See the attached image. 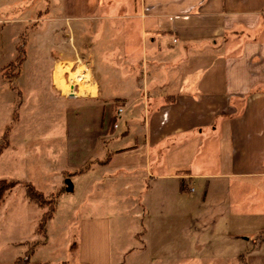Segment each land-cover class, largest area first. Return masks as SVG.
Instances as JSON below:
<instances>
[{"label":"crops","instance_id":"0c3cea01","mask_svg":"<svg viewBox=\"0 0 264 264\" xmlns=\"http://www.w3.org/2000/svg\"><path fill=\"white\" fill-rule=\"evenodd\" d=\"M123 14V24L96 28L95 43L82 41V27L72 34L77 58L87 46L93 66L94 84L78 98L95 103L85 107L73 139L74 157L82 159L75 172L88 167L78 174L84 179L95 163L90 187L150 180L158 198L171 190L178 203L195 202L189 193L198 180L204 213L183 217L193 222L183 244L216 253L209 258L215 264H264V0H127ZM69 69L59 71L61 81ZM141 95L142 125L134 109L115 138L111 105H125L124 114ZM140 151L143 161L133 158ZM110 222L82 221L79 264H114Z\"/></svg>","mask_w":264,"mask_h":264},{"label":"rangeland","instance_id":"374dc122","mask_svg":"<svg viewBox=\"0 0 264 264\" xmlns=\"http://www.w3.org/2000/svg\"><path fill=\"white\" fill-rule=\"evenodd\" d=\"M110 1L0 0V142L11 127L10 146L0 156V181L17 182L16 187L6 193L0 207V264H13L25 255L30 243L40 239L35 231L45 210L29 202L27 184H32L46 197L57 196L56 215L48 227L49 243L37 249L32 259L35 264H79L82 221L102 216L111 221L114 264L217 263L214 258L209 261L214 254L218 257L216 253L203 254L201 248L183 244L182 233L190 232L193 223L183 217L189 213L196 217L204 213L203 190L198 180L193 185L194 193H189L198 197L195 202L178 203L171 190L162 191L163 201L158 198L150 180L142 184L96 183L90 187L89 177L99 171L95 163L89 165L93 173L84 179L75 172L82 159L74 157L73 139L80 135L79 120L85 107L95 103L55 91L51 86V71L54 75L56 64H68L70 73L63 77L69 82L78 70L87 74L86 67L94 84L92 62L87 57L90 50L84 46L77 58L72 34L77 27H82V41L95 43L99 39L96 30L99 25L123 24V7L127 0H113L114 7ZM91 28H94L92 34ZM165 40L172 42L169 35ZM23 41L26 60L20 77L10 83L5 73L15 61L17 48ZM66 47L71 50L70 55L63 52L62 48ZM58 74L59 71L55 87L60 89L63 81ZM94 74L102 85L96 70ZM139 98L134 108H126L119 117L117 113L125 105H111L116 109L115 138L120 139L122 132L127 130L125 121L134 109L142 125L147 111L142 95ZM15 115H18L17 121ZM132 143L126 142L124 146H133ZM143 156L140 151L133 158L143 161ZM67 180L72 182L73 192L64 190ZM194 224L201 231L202 223ZM227 263L234 264V261Z\"/></svg>","mask_w":264,"mask_h":264},{"label":"trees","instance_id":"16d2710c","mask_svg":"<svg viewBox=\"0 0 264 264\" xmlns=\"http://www.w3.org/2000/svg\"><path fill=\"white\" fill-rule=\"evenodd\" d=\"M25 60L26 50L25 41H23L19 44L17 48V56L15 61L9 65L7 72L5 73V79L7 81L13 83L20 77L22 66ZM117 104L119 103H116V105ZM14 119L17 121L18 115H15ZM114 121H116V117L114 118ZM10 129L11 127L8 128L7 133L5 134L3 140L0 142V156L10 146V141L8 138ZM100 163H105V161H102ZM87 168L88 167L78 171L76 174H82ZM16 185L17 182L0 181V207L3 204L6 193L16 187ZM66 189L67 186L64 187V190ZM26 197L28 198L29 202L45 210L35 231L36 235H38L40 239L34 241L33 243H30L27 251L25 252V255L23 257L17 258L13 262V264H30L37 248L48 243V225L50 221L54 219L57 211V196L53 195L51 197H46L42 192L38 191L32 184L26 185ZM262 240L263 239H260V242Z\"/></svg>","mask_w":264,"mask_h":264},{"label":"bare ground","instance_id":"6f19581e","mask_svg":"<svg viewBox=\"0 0 264 264\" xmlns=\"http://www.w3.org/2000/svg\"><path fill=\"white\" fill-rule=\"evenodd\" d=\"M64 65H66V64H64V63L62 64L61 63V64L56 65V68H55V71H54L56 84H58L57 83L56 73H57V71H61L62 68L64 67ZM65 69L67 71V68H65ZM85 69H86V73H87L85 75L82 74V71L81 70H78V71L75 72V74H72L71 75L72 78L69 79V82L70 83L67 82L65 80V78L63 77V75L65 73H67V72H64L62 74V80L64 81V85L62 87L59 86V88H60L59 90L60 91H63V93L66 94V95H72V96H77V97H79L81 95L82 96H86V94H87V87L88 86L91 87L92 86V83H91L90 75L88 74V71L89 70L86 67H85ZM75 87H79V90L76 91ZM81 88H82V90H81Z\"/></svg>","mask_w":264,"mask_h":264},{"label":"water","instance_id":"95a60500","mask_svg":"<svg viewBox=\"0 0 264 264\" xmlns=\"http://www.w3.org/2000/svg\"><path fill=\"white\" fill-rule=\"evenodd\" d=\"M66 186H67V189H66L67 192H73L74 187H73L72 182L70 180L66 181Z\"/></svg>","mask_w":264,"mask_h":264},{"label":"built area","instance_id":"2783aa9c","mask_svg":"<svg viewBox=\"0 0 264 264\" xmlns=\"http://www.w3.org/2000/svg\"><path fill=\"white\" fill-rule=\"evenodd\" d=\"M79 88V87H78ZM76 89V91H78L79 89ZM66 96H68V97H77V96H72V95H66ZM119 112L120 113H117V116L119 117L120 116V114L123 112V110L122 109H119Z\"/></svg>","mask_w":264,"mask_h":264}]
</instances>
